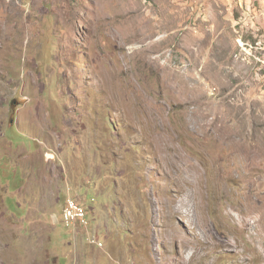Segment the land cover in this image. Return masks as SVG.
I'll list each match as a JSON object with an SVG mask.
<instances>
[{
    "label": "rangeland",
    "instance_id": "1",
    "mask_svg": "<svg viewBox=\"0 0 264 264\" xmlns=\"http://www.w3.org/2000/svg\"><path fill=\"white\" fill-rule=\"evenodd\" d=\"M0 264H264V0H0Z\"/></svg>",
    "mask_w": 264,
    "mask_h": 264
},
{
    "label": "built area",
    "instance_id": "2",
    "mask_svg": "<svg viewBox=\"0 0 264 264\" xmlns=\"http://www.w3.org/2000/svg\"><path fill=\"white\" fill-rule=\"evenodd\" d=\"M87 210L84 208L79 201L72 196H68L65 201V208L63 212V218L65 224L70 227L74 224H87Z\"/></svg>",
    "mask_w": 264,
    "mask_h": 264
},
{
    "label": "bare ground",
    "instance_id": "3",
    "mask_svg": "<svg viewBox=\"0 0 264 264\" xmlns=\"http://www.w3.org/2000/svg\"><path fill=\"white\" fill-rule=\"evenodd\" d=\"M150 36H151V35H150ZM149 46H150V45H149ZM149 46H148V47H149ZM154 46H155V45H154ZM152 47H153V46H152ZM168 165H169V164H168ZM168 165H167V166H168ZM187 170H188V169H187ZM185 171H186V169H185ZM186 172H187V171H186ZM189 244H190V242L187 244V245H188L187 247H189Z\"/></svg>",
    "mask_w": 264,
    "mask_h": 264
},
{
    "label": "clouds",
    "instance_id": "4",
    "mask_svg": "<svg viewBox=\"0 0 264 264\" xmlns=\"http://www.w3.org/2000/svg\"><path fill=\"white\" fill-rule=\"evenodd\" d=\"M84 207V206H83ZM85 208V207H84ZM87 210V209H86ZM64 212V211H63ZM68 227V226H67Z\"/></svg>",
    "mask_w": 264,
    "mask_h": 264
}]
</instances>
